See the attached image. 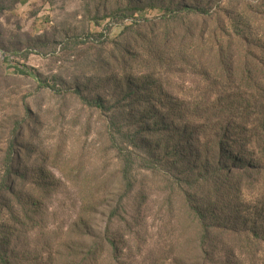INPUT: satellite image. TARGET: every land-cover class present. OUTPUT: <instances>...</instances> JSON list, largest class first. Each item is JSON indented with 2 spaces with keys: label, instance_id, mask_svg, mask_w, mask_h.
<instances>
[{
  "label": "rangeland",
  "instance_id": "rangeland-1",
  "mask_svg": "<svg viewBox=\"0 0 264 264\" xmlns=\"http://www.w3.org/2000/svg\"><path fill=\"white\" fill-rule=\"evenodd\" d=\"M263 21L264 0H0V185L6 152H20L14 192L0 191V232L18 264H64L60 246L85 185L102 190L92 215L97 233L123 197L111 228L125 264H198L193 206L214 226L208 249L220 264H259L263 245L223 234L236 224L227 215L243 217L242 206L259 200L255 181L218 196L220 186L195 182L189 161L181 160L193 152L162 151L160 143L150 158L140 136L155 120L150 106L203 107L210 89L226 86L201 75L193 45L203 31L238 34L248 26L252 40L264 41ZM76 90L106 109L87 105ZM187 139L197 146L196 136ZM126 147L133 151L132 193L119 175ZM31 197L37 207L28 204ZM231 247L236 255L225 261ZM107 256L104 250L101 261Z\"/></svg>",
  "mask_w": 264,
  "mask_h": 264
},
{
  "label": "trees",
  "instance_id": "trees-1",
  "mask_svg": "<svg viewBox=\"0 0 264 264\" xmlns=\"http://www.w3.org/2000/svg\"><path fill=\"white\" fill-rule=\"evenodd\" d=\"M186 9L190 11V8ZM239 23L243 25L244 22ZM235 30L237 32L238 29ZM250 30V27L242 26L241 33L238 34L227 33L222 27L203 31L200 39L193 45L194 53L203 62L201 75L212 76L215 80L214 86L217 84H226V86L210 89L207 93L209 102L203 107L199 104L191 109L180 106H161V108L150 106L147 111L153 113L155 120L145 127L140 126L144 127L146 132V137L141 134L140 140L142 145L152 152L150 158L156 157L155 149L158 148L156 152L160 149L162 145L160 143L165 146L162 151L173 149L175 152H193L190 159L182 155L184 157H180L181 160L189 161L191 169L195 171L193 173L195 182L215 183L220 186L215 191L218 196L220 192L230 195L231 191L240 190L244 182H247V185L255 181L260 187L259 200L254 206H242L245 212L243 217H230L231 214H226L236 224L229 228L224 226L223 234L228 235L232 240L239 239L248 244L258 243L264 246V41L262 38L252 40L248 35ZM206 37L209 39L206 40ZM26 69L29 75L37 78L33 69ZM127 89L131 90L132 84L128 85ZM76 93L87 105L100 110L106 109L101 99L84 98L79 90H76ZM145 110L146 108L142 111ZM139 113L141 114V111ZM110 136L113 143L118 145L117 134L111 132ZM190 136H196L197 146H188L187 138ZM121 150L123 151L120 152H125L122 155L124 168L119 175H122V180L127 183L123 188L125 193H132L135 184L129 179V175L133 151L128 147ZM19 154L20 152L5 154L0 185L3 195L14 192L15 178L18 175L15 164ZM233 180L235 184L233 190H227L226 188L230 186L228 182ZM80 191V210L75 220L68 226L65 233L66 240L60 246L65 251L61 261L64 264H102V262L125 264L121 257L123 250L120 244L118 245L119 242L111 228L113 219L120 210H124L123 197L112 210L105 230L97 233L94 230L95 219L92 215L100 206L102 190L97 186L85 185ZM16 198H19V195H16ZM30 199L33 203L28 204L31 206L37 207L40 204L37 198ZM226 209L228 206L222 213H227ZM188 213L189 217H193L192 221L196 223L197 229L193 245L196 262L220 264L215 250L208 249L214 226L207 221L204 211L199 206H193ZM15 214L16 212H13L12 215ZM27 215V211L24 212V217L27 218ZM20 219L17 216L16 223ZM10 243L9 236H2L0 232L1 264H18L15 255L10 251ZM235 249V247H231V250L224 249L223 259L227 261L229 257L235 256L237 252ZM104 250L108 252L107 263H104L103 259L101 261ZM242 255H245V252ZM256 257V253L246 256L251 263L253 259L257 260ZM258 262L264 264V250L259 251Z\"/></svg>",
  "mask_w": 264,
  "mask_h": 264
}]
</instances>
